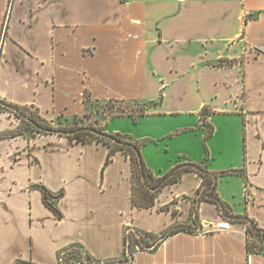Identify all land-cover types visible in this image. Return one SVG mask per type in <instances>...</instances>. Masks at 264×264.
Listing matches in <instances>:
<instances>
[{
	"label": "crops",
	"instance_id": "0c3cea01",
	"mask_svg": "<svg viewBox=\"0 0 264 264\" xmlns=\"http://www.w3.org/2000/svg\"><path fill=\"white\" fill-rule=\"evenodd\" d=\"M84 95L156 104L136 122L128 113L99 119L107 133L148 140L142 158L156 177L203 160L204 118L213 128L209 170L240 172L216 185L228 218L196 200L194 172L136 209L120 153L104 166L101 144L17 136L0 140V264H58L72 245L116 260L126 228L158 236L181 226L191 229L131 264H264L247 253L246 225L234 219L264 228V0H0V99L53 120L83 115ZM19 124L0 114V134ZM38 185L64 192L61 219ZM224 219L229 230L213 232Z\"/></svg>",
	"mask_w": 264,
	"mask_h": 264
},
{
	"label": "trees",
	"instance_id": "16d2710c",
	"mask_svg": "<svg viewBox=\"0 0 264 264\" xmlns=\"http://www.w3.org/2000/svg\"><path fill=\"white\" fill-rule=\"evenodd\" d=\"M7 18V14H6ZM247 21V18L245 19ZM104 104L106 108H114L116 104H125L134 106L139 112L131 114L134 122L138 116L144 115L147 110L156 105L155 103H144L139 101L110 100L107 102H98L91 100L88 95H84L85 113L81 116L64 117L58 116L53 120H47L33 106H20L0 99V114L9 113L20 121L19 126L9 132L0 134V140L23 136L30 139L36 135H54L67 138L70 142L81 144H101L107 148V155L104 166L112 162L114 155L120 153L130 163L131 175V206L136 209H150L155 199L161 191L169 185L178 182L187 172H194L201 178V185L196 191L197 201H207L216 206L218 211L226 219L228 218V207L220 200L216 194V185L218 180L236 171L212 172L208 167V151L205 143L211 137L213 128L205 123L202 118V126L206 130L204 136L205 155L200 163H182L169 170L166 174L156 177L153 172L145 165L142 158L141 149L148 140H136L130 135L120 133H107L99 124V119L92 121L91 106L94 104ZM126 112L121 111L114 116H120ZM111 116L109 118H112ZM42 193L44 205L56 216L62 218V214L56 207V202L64 195L61 190L58 193H52L43 186H35ZM194 227L197 223V209L192 211ZM240 223L246 225V251L248 254L264 255V228L258 226L253 220L247 217H234ZM189 226L169 228L156 236L147 232L128 227L124 232V251L121 258L116 260L99 261L93 259L88 252L80 245H72L64 248L57 254L58 264H131L134 254L140 251H149L157 248L159 244L169 238L176 232L190 231ZM129 230V235L126 231ZM128 251V256L127 252ZM66 256V262L64 261ZM15 264H32L30 262L17 261Z\"/></svg>",
	"mask_w": 264,
	"mask_h": 264
},
{
	"label": "rangeland",
	"instance_id": "374dc122",
	"mask_svg": "<svg viewBox=\"0 0 264 264\" xmlns=\"http://www.w3.org/2000/svg\"><path fill=\"white\" fill-rule=\"evenodd\" d=\"M121 111H124L128 114H138V110L135 109L134 106H128V105H125V104H121V105H118L116 104L114 106V108H106L105 105L102 103V104H94L91 106V112H92V121L94 119H109V117L111 116H114L118 113H120ZM64 258V261L63 262H66V256L63 257ZM128 264V263H127Z\"/></svg>",
	"mask_w": 264,
	"mask_h": 264
},
{
	"label": "built area",
	"instance_id": "2783aa9c",
	"mask_svg": "<svg viewBox=\"0 0 264 264\" xmlns=\"http://www.w3.org/2000/svg\"><path fill=\"white\" fill-rule=\"evenodd\" d=\"M228 230H229V223L227 220L224 219V220H221V222L216 225L213 232H223V231H228ZM129 233H130V231L127 230L126 235H129ZM126 253L128 256V251Z\"/></svg>",
	"mask_w": 264,
	"mask_h": 264
}]
</instances>
